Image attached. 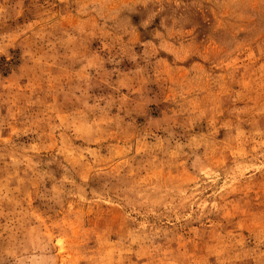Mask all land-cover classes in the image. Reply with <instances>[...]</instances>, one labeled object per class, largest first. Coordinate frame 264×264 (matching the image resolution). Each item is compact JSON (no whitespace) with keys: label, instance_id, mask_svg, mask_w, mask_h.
<instances>
[{"label":"rangeland","instance_id":"obj_1","mask_svg":"<svg viewBox=\"0 0 264 264\" xmlns=\"http://www.w3.org/2000/svg\"><path fill=\"white\" fill-rule=\"evenodd\" d=\"M0 264H264V0H0Z\"/></svg>","mask_w":264,"mask_h":264}]
</instances>
